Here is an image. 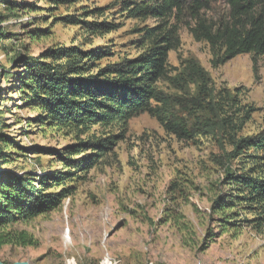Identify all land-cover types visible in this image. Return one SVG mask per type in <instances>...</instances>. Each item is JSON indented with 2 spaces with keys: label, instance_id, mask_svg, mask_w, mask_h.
Returning a JSON list of instances; mask_svg holds the SVG:
<instances>
[{
  "label": "rangeland",
  "instance_id": "1",
  "mask_svg": "<svg viewBox=\"0 0 264 264\" xmlns=\"http://www.w3.org/2000/svg\"><path fill=\"white\" fill-rule=\"evenodd\" d=\"M5 1L17 3L18 8L12 14L0 4L6 17L3 32L15 35L13 42H0V73L9 74L0 76L1 130L29 154L16 156L17 150L7 147L15 162L4 169L39 176L42 170L62 171L59 154L67 156L79 142L106 140L113 146L93 169L80 174L81 180L65 183L71 196L59 208L10 226L16 241L1 249L0 262L264 264V212L245 205L237 197L246 192L227 184V174H247L251 167L244 155L229 158L230 137H264V56L256 59L257 72L249 54L219 63L210 46L194 38L195 21L188 13L165 23L132 18L123 5L137 0ZM66 17L79 22L68 24ZM200 17L216 25L228 21V10L223 2H216ZM86 23L93 24L92 30ZM104 23L115 30L105 32ZM166 24L170 25L164 29ZM171 25L178 29V43L168 55L166 75L156 84L167 101L152 103L160 117L142 113L127 126L93 125L85 135L67 128L40 130L37 123H28L38 112L14 92L22 71L14 63L16 57L37 59L58 46L87 53L106 50L108 56L99 65L114 68L148 52L156 35ZM37 30H48L49 35L31 42L28 33ZM193 63L205 75L204 82L190 72ZM212 107L221 118L231 120L226 134L179 139L163 126L161 118L173 115L192 129L203 119L215 118ZM219 199L233 206L221 210ZM225 221L233 225L228 231L222 227ZM80 225L86 231L81 240L75 235ZM18 238L30 245H19Z\"/></svg>",
  "mask_w": 264,
  "mask_h": 264
},
{
  "label": "trees",
  "instance_id": "2",
  "mask_svg": "<svg viewBox=\"0 0 264 264\" xmlns=\"http://www.w3.org/2000/svg\"><path fill=\"white\" fill-rule=\"evenodd\" d=\"M76 0H52L55 3H72ZM223 2L228 10L227 22L207 23L200 17L201 12L211 4ZM5 11L14 13L18 4L0 0ZM132 5V7L130 6ZM29 9H32L31 6ZM128 16L132 18H154L162 23L178 20L184 13L195 21L191 32L198 41L206 42L219 63H225L239 55L249 54L253 57V66L257 72V58L264 56V0H137L124 2ZM5 16L0 13V42H13L15 35L3 32L1 27ZM68 24H78V20L63 19ZM87 28L93 24L86 23ZM170 25V24H169ZM164 25V29L169 26ZM105 32L115 27L104 23ZM92 30V29H91ZM48 30H37L28 33V38L37 41L47 37ZM27 34V33H26ZM178 29L171 25L166 31L158 33L153 47L146 53L132 60H125L114 68L100 67L99 62L108 56L106 50L86 52L75 47L58 46L46 49L37 59L16 57L14 63L21 66L17 76L16 91L22 95L23 104L30 110H37L29 124L37 123L40 130L52 129L62 131L64 128L87 134L93 125L127 126L129 121L142 113L160 117L159 109L152 103L166 104L165 96L156 88V84L166 75L168 55L178 43ZM40 36V37H39ZM155 35L151 34L154 38ZM192 75L199 76L203 82L205 75L193 63ZM93 70H96L93 73ZM8 75L2 71L0 76ZM215 118L203 119L190 129L177 116L161 118L168 133L179 139H188L195 134H226L232 125L231 120L221 118L212 107ZM0 123V251L4 246L13 244L16 238L9 229L20 221H31L59 208L62 202L71 196L67 181L78 182L80 175L88 173L97 162L111 150L112 142L95 140L79 142L67 156L59 154L58 162L62 171H40L39 176L4 169L6 164L15 162L13 153L6 148H14L15 155L25 158L29 150L16 145L1 130ZM233 147L230 159L240 156L246 159L251 167L247 174H227L228 185L238 186L239 191L246 192L242 197L245 205L264 212V137L259 139L230 137ZM87 151L79 159L72 158ZM34 154V153H32ZM57 155V154H56ZM19 158V157H18ZM42 167H39V169ZM59 188L55 191L54 188ZM241 200V199H239ZM231 202V201H230ZM229 201H217L218 207L224 210L232 204ZM219 210V209H218ZM233 220V218L231 219ZM232 222L225 221L228 231ZM19 245L28 246L25 239L18 238Z\"/></svg>",
  "mask_w": 264,
  "mask_h": 264
},
{
  "label": "bare ground",
  "instance_id": "3",
  "mask_svg": "<svg viewBox=\"0 0 264 264\" xmlns=\"http://www.w3.org/2000/svg\"><path fill=\"white\" fill-rule=\"evenodd\" d=\"M85 228L83 226H79L78 230L75 232L76 234V238H78L79 240H81L82 238L84 239V233H85Z\"/></svg>",
  "mask_w": 264,
  "mask_h": 264
},
{
  "label": "water",
  "instance_id": "4",
  "mask_svg": "<svg viewBox=\"0 0 264 264\" xmlns=\"http://www.w3.org/2000/svg\"><path fill=\"white\" fill-rule=\"evenodd\" d=\"M0 264H3V263L0 262ZM13 264H28V263H26V262H17V263H13Z\"/></svg>",
  "mask_w": 264,
  "mask_h": 264
}]
</instances>
